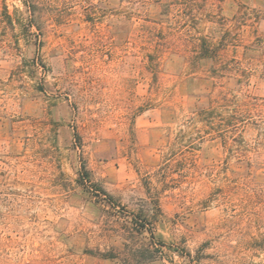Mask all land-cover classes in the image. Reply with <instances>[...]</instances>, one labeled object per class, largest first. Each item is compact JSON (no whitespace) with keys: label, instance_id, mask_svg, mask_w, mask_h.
<instances>
[{"label":"rangeland","instance_id":"obj_1","mask_svg":"<svg viewBox=\"0 0 264 264\" xmlns=\"http://www.w3.org/2000/svg\"><path fill=\"white\" fill-rule=\"evenodd\" d=\"M131 9L0 0V264H264V0L207 82Z\"/></svg>","mask_w":264,"mask_h":264},{"label":"trees","instance_id":"obj_2","mask_svg":"<svg viewBox=\"0 0 264 264\" xmlns=\"http://www.w3.org/2000/svg\"><path fill=\"white\" fill-rule=\"evenodd\" d=\"M29 2L32 0H24ZM227 0H122L132 5L128 16L141 15L143 13L159 16L156 23L164 24L165 17H173L175 23L189 28L186 36H174L175 40H166L165 35L157 40L154 47L158 58L162 57L167 49L173 52L184 53L189 66L195 72H205L206 76L195 79L207 82L208 79L221 76V72L231 71L232 66L226 59L225 53L232 47H236L235 35L228 25L229 20L222 15L223 5ZM154 9L155 12H151ZM206 20L211 24L209 32L202 34L197 32V24ZM34 27L32 21L29 24ZM167 36V35H166ZM157 37L153 35V38ZM185 37V38H184ZM163 39V40H162ZM160 66V62L158 63ZM223 73V72H222ZM200 103V102H199ZM197 107L200 113L210 111L211 107L203 109L202 102ZM203 111V112H202Z\"/></svg>","mask_w":264,"mask_h":264}]
</instances>
